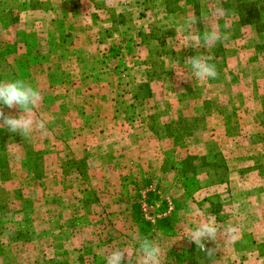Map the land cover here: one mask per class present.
<instances>
[{
  "label": "rangeland",
  "instance_id": "obj_1",
  "mask_svg": "<svg viewBox=\"0 0 264 264\" xmlns=\"http://www.w3.org/2000/svg\"><path fill=\"white\" fill-rule=\"evenodd\" d=\"M206 24L228 39L198 44ZM21 78L47 123L0 128V264L135 262L133 237L162 264H264V0H0V81ZM205 221L213 258L188 240Z\"/></svg>",
  "mask_w": 264,
  "mask_h": 264
},
{
  "label": "clouds",
  "instance_id": "obj_2",
  "mask_svg": "<svg viewBox=\"0 0 264 264\" xmlns=\"http://www.w3.org/2000/svg\"><path fill=\"white\" fill-rule=\"evenodd\" d=\"M224 14L223 9H216L213 12L215 16H223ZM193 23V18L189 16L186 18L183 27L190 31ZM195 39L198 44L207 48L221 39H228V36L227 34L221 35L217 26L206 24L202 36ZM210 59L211 57L205 58L201 55L185 59V64L189 66V71L196 81L215 79L218 76L216 66L209 62ZM177 74L179 75V73ZM40 100L39 90L22 78L13 81H0V105L10 109L17 107L20 109V115L16 117L5 116L4 111L0 109V128H7L11 133H18L25 139L36 130L46 131V120L33 118L34 110L38 107ZM238 231L239 229L235 225L225 226L224 235L229 243L237 239ZM218 236L217 224L214 221H205L189 230L188 240L196 245L198 251L213 258L219 249V245L216 248H208L206 242H216ZM133 239L138 245V248L135 249V262H133L128 248L117 247L113 248L105 257L106 264H123L125 259H127L128 264H162L164 253L157 241L148 237H133Z\"/></svg>",
  "mask_w": 264,
  "mask_h": 264
},
{
  "label": "crops",
  "instance_id": "obj_3",
  "mask_svg": "<svg viewBox=\"0 0 264 264\" xmlns=\"http://www.w3.org/2000/svg\"><path fill=\"white\" fill-rule=\"evenodd\" d=\"M68 44V43H67ZM69 45V47H66L65 48V50H67V51H72V49L70 48V44H68ZM58 58V57H57ZM59 58H61L62 60H63V62L64 61H66V62H69L70 61V58H72V57H69L68 59H66V58H63L61 55L59 56ZM67 75H68V73H67Z\"/></svg>",
  "mask_w": 264,
  "mask_h": 264
},
{
  "label": "trees",
  "instance_id": "obj_4",
  "mask_svg": "<svg viewBox=\"0 0 264 264\" xmlns=\"http://www.w3.org/2000/svg\"><path fill=\"white\" fill-rule=\"evenodd\" d=\"M248 6H250V7H254L255 5H245V8H247ZM243 20H244V17H243ZM245 23H246V21H244Z\"/></svg>",
  "mask_w": 264,
  "mask_h": 264
}]
</instances>
